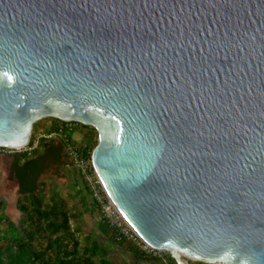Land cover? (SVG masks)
<instances>
[{
	"label": "water",
	"instance_id": "obj_1",
	"mask_svg": "<svg viewBox=\"0 0 264 264\" xmlns=\"http://www.w3.org/2000/svg\"><path fill=\"white\" fill-rule=\"evenodd\" d=\"M44 119L176 264H264V0H0V148Z\"/></svg>",
	"mask_w": 264,
	"mask_h": 264
},
{
	"label": "trees",
	"instance_id": "obj_2",
	"mask_svg": "<svg viewBox=\"0 0 264 264\" xmlns=\"http://www.w3.org/2000/svg\"><path fill=\"white\" fill-rule=\"evenodd\" d=\"M58 131L55 125L47 136ZM66 161L72 166L66 143L58 137L43 138L32 153L12 157L9 171L18 188L17 207L22 217L16 223L4 212L0 213V225H7L0 229V264H131L112 260L114 245H117L115 250L119 246L120 250L133 253L131 258L137 264H165L126 241L118 242L112 233L105 244L92 235L87 236L82 245L78 232L72 229L67 204L57 197L47 200L39 189L42 177L53 167L67 165ZM172 263L170 258L167 264Z\"/></svg>",
	"mask_w": 264,
	"mask_h": 264
},
{
	"label": "rangeland",
	"instance_id": "obj_3",
	"mask_svg": "<svg viewBox=\"0 0 264 264\" xmlns=\"http://www.w3.org/2000/svg\"><path fill=\"white\" fill-rule=\"evenodd\" d=\"M61 122L55 119H44L34 125L33 133L30 141L31 147H38L43 138H47L50 130L55 126H59ZM84 126V125H83ZM82 124L74 127L73 141L76 145L87 143L91 148H95L98 141V133L91 127L84 128ZM31 152V151H27ZM14 155L0 150V205L2 209L0 213H5L13 222H18L22 214L19 212L17 203L19 199L18 188L14 180L11 179L9 166ZM65 166L51 168L41 179L39 189L43 190L46 199L57 197L63 200L72 215L71 226L74 231L78 232V239L85 244L84 240L87 236H96L103 244L107 243L103 230V221L99 220V208L96 205L81 174L75 167L68 164ZM7 225H0V229L6 228ZM114 245L111 248V258L114 262H130L133 261L132 254L126 253L125 250H115ZM125 248V246H122ZM137 249V248H136ZM174 261V260H173ZM176 262L174 261V263ZM188 264H202L188 260Z\"/></svg>",
	"mask_w": 264,
	"mask_h": 264
},
{
	"label": "built area",
	"instance_id": "obj_4",
	"mask_svg": "<svg viewBox=\"0 0 264 264\" xmlns=\"http://www.w3.org/2000/svg\"><path fill=\"white\" fill-rule=\"evenodd\" d=\"M60 122L61 124L58 126V133L50 135L47 138L58 137L64 139L66 143V152L73 164V167H75L81 174L85 186L89 189L96 205L99 208V220L107 223L110 232L114 235L118 242L126 241L127 243L135 246L142 253L167 264L168 260L172 258L171 254L166 250H157L149 246L129 225L111 201L102 181L96 174L93 167L92 154L94 149L87 143L82 144L81 146L74 143V127L79 126V124ZM30 145L31 144L18 150L10 148H0V150L13 155L24 154L27 153V151H31L28 152V154H30L38 148H35L34 146L31 147ZM186 261L188 262L187 259Z\"/></svg>",
	"mask_w": 264,
	"mask_h": 264
},
{
	"label": "crops",
	"instance_id": "obj_5",
	"mask_svg": "<svg viewBox=\"0 0 264 264\" xmlns=\"http://www.w3.org/2000/svg\"><path fill=\"white\" fill-rule=\"evenodd\" d=\"M101 225H103V230H104V235L106 237V240L109 242V238H110V235H111V232H110V229L107 225V223L103 222ZM119 250V246L117 248ZM120 251V250H119ZM127 253V252H126ZM127 262V261H126Z\"/></svg>",
	"mask_w": 264,
	"mask_h": 264
},
{
	"label": "snow or ice",
	"instance_id": "obj_6",
	"mask_svg": "<svg viewBox=\"0 0 264 264\" xmlns=\"http://www.w3.org/2000/svg\"><path fill=\"white\" fill-rule=\"evenodd\" d=\"M169 15H171V14H169Z\"/></svg>",
	"mask_w": 264,
	"mask_h": 264
},
{
	"label": "bare ground",
	"instance_id": "obj_7",
	"mask_svg": "<svg viewBox=\"0 0 264 264\" xmlns=\"http://www.w3.org/2000/svg\"><path fill=\"white\" fill-rule=\"evenodd\" d=\"M18 150V149H17Z\"/></svg>",
	"mask_w": 264,
	"mask_h": 264
}]
</instances>
